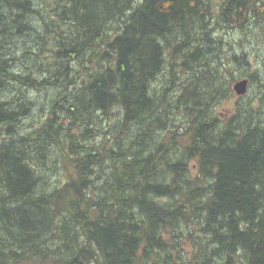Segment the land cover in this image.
<instances>
[{"label":"trees","instance_id":"16d2710c","mask_svg":"<svg viewBox=\"0 0 264 264\" xmlns=\"http://www.w3.org/2000/svg\"><path fill=\"white\" fill-rule=\"evenodd\" d=\"M246 36L264 0H0V264H264Z\"/></svg>","mask_w":264,"mask_h":264},{"label":"rangeland","instance_id":"374dc122","mask_svg":"<svg viewBox=\"0 0 264 264\" xmlns=\"http://www.w3.org/2000/svg\"><path fill=\"white\" fill-rule=\"evenodd\" d=\"M229 41H231V39H229ZM235 46H236V44H235ZM237 47H238L239 50H242V51H244L246 53L247 58L249 60V63L251 65L250 68H249V71L252 72L254 67L258 66V69L260 70V73L264 75V50H260V48H258L256 43L252 42L251 39L248 38L247 36L245 38H243L241 40V42L238 43L236 48ZM240 47H242V48H240ZM68 73L70 74L69 77L73 76V73H71V72H68ZM160 86H161V84H160ZM256 89H257V83L253 82L252 86L251 87L249 86L247 94L249 92L253 93ZM42 92H44V91H42ZM168 92L169 91H167V93ZM45 95L46 94H44V93L41 94L39 92L32 93V94L29 95V97L27 95H24V96H22L21 94L18 95V100H19L20 97H26L25 100H23V101L21 99L20 103H24L25 102L27 104V101H30V103H32L31 105H29L30 106V109L28 110L29 111V115H25V116H27V119H23V121H22L23 123H27L26 127H24V128L29 129L30 125L28 123L31 121L32 118H34V119L37 118V116L34 114V107L44 106L47 103L46 98H43ZM235 96H237V95H235ZM232 98L235 99V97H232ZM34 100H37V105L36 106H35L36 101H34ZM233 102H234V100H226V101H224L223 103H221L219 105V110L223 111L224 109L229 108L233 104ZM27 120H28V122H27ZM184 246H185V248L189 247L188 244H185ZM42 248L44 249L43 253L47 254L48 257H52L53 256L52 258H56L57 260H60V257H59V254H58V252H59L58 250L59 249L52 248V247L51 248H47V247H44V246ZM62 250H64V249H62ZM48 257H46V258H48ZM48 263L63 264L62 262H57L56 260H49L48 262H46L44 264H48ZM17 264H38V263H32L29 260H22V261L18 262Z\"/></svg>","mask_w":264,"mask_h":264},{"label":"water","instance_id":"95a60500","mask_svg":"<svg viewBox=\"0 0 264 264\" xmlns=\"http://www.w3.org/2000/svg\"><path fill=\"white\" fill-rule=\"evenodd\" d=\"M232 88L238 95L245 94L248 88V79L246 77H243L241 79L236 80L232 84Z\"/></svg>","mask_w":264,"mask_h":264},{"label":"bare ground","instance_id":"6f19581e","mask_svg":"<svg viewBox=\"0 0 264 264\" xmlns=\"http://www.w3.org/2000/svg\"><path fill=\"white\" fill-rule=\"evenodd\" d=\"M257 1H258V0H257ZM257 3H258V2H257ZM236 29H237V28H236ZM236 29H235V30H236ZM209 31H210V30H209ZM211 31L213 32L214 30H211ZM211 31H210V32H211ZM210 34H211V33H210ZM210 39H212V38H210ZM216 39H217V38H216ZM221 39H222V37H221ZM219 40H220V38H219ZM210 41H211V40H210ZM217 41H218V40H217ZM217 41H216V42H217ZM214 43H215V42H214ZM228 45H229V44H228ZM229 46H230V45H229ZM238 47H239V46H238ZM240 48H242V47H240ZM231 50H232V49H231ZM232 52H233V51H232ZM233 53H235V52H233ZM236 56H237V55H236ZM237 58H238V57H237Z\"/></svg>","mask_w":264,"mask_h":264}]
</instances>
